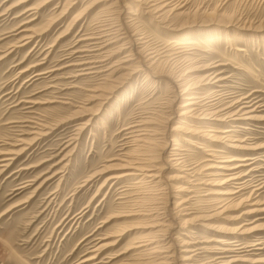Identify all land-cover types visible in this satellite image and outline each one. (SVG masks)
Masks as SVG:
<instances>
[{"label":"rangeland","instance_id":"obj_1","mask_svg":"<svg viewBox=\"0 0 264 264\" xmlns=\"http://www.w3.org/2000/svg\"><path fill=\"white\" fill-rule=\"evenodd\" d=\"M97 1L0 0V264L134 262L137 260L133 256L136 250L129 249V242L140 235V230L132 228L125 231L132 226L127 227L124 223L132 219L118 215L131 208L138 209L142 205L141 200L137 201L138 194H125L124 185L132 183L131 179L109 182L102 189L100 186L104 180L123 171L120 164H125L138 153L148 154L163 164L170 156L169 150L161 154L163 144H171V151L173 138H178L181 147L185 148L187 163L202 166L212 158L201 148L214 147L209 146L211 143L203 134H182V130L172 132V127L179 123L174 109L183 99L176 98V92L172 86L167 87L166 81L154 82L150 76L140 72L125 79L123 88L99 110L97 101L87 100L88 89L101 83L104 75L97 68L83 70L93 64L76 65L97 59V53L78 52L90 49L89 42L81 39L98 33L101 26L112 19L109 15L122 5L117 0H109L107 4ZM124 1L127 8L122 17L128 21L130 18L126 13L137 2ZM184 1L185 12L174 17L173 21L177 12L168 18L181 30L167 31L150 15L138 19L139 29L150 31L154 39L169 41L172 36L190 35L187 37L200 45L211 46L217 53H204L196 60L201 65L218 61L223 64L218 69L221 67L220 70H224L228 77L230 91L226 93L236 95L257 90L254 96L264 104V0ZM111 3L116 6L113 12L112 8L102 10ZM79 14L83 19L76 21ZM28 34L32 35L31 39H27ZM112 57L110 62L120 56ZM170 66L173 65L169 68L176 72L182 68ZM213 69L195 74L202 75ZM122 73L114 74L113 79ZM84 103L88 110H80L79 106ZM258 115L264 117V106ZM151 116L156 118L158 135L151 136L153 145L150 150L137 152L132 126ZM68 117L76 118L31 141L35 135L32 132L37 129L34 127L36 124L28 120L37 122L43 119L42 123L51 125ZM88 119V127L76 135L75 147L72 144L65 148L69 138L75 135L77 123ZM260 121L256 123L258 126L252 125V130L243 134L264 142V119ZM219 125L212 128L217 129ZM183 135L198 141L190 144ZM17 139L24 142L18 144ZM23 147H26L24 151L21 150ZM257 164L264 165V161ZM99 172L102 174L95 176ZM177 173L176 166L170 168L167 165L166 176ZM198 173L204 174V169ZM172 182L177 186L184 184L177 179ZM163 187L144 191L146 199L143 205H152L155 200L151 197L158 195ZM243 209L231 210L211 221L236 226L240 219L228 221L224 217H236ZM251 221L263 224L258 234L264 237V218L252 215ZM191 226L195 227L196 236L203 242L201 245L207 244L204 240L220 234L208 231L202 223ZM169 232L164 243L170 239ZM120 233L123 235L118 236ZM175 248L177 252L174 255L180 254L181 247L173 245L172 252ZM255 253L258 254L251 256L264 257V250ZM95 254L93 260H86ZM200 254V259L210 256L208 252ZM173 261L176 263L172 264H177V259Z\"/></svg>","mask_w":264,"mask_h":264},{"label":"bare ground","instance_id":"obj_2","mask_svg":"<svg viewBox=\"0 0 264 264\" xmlns=\"http://www.w3.org/2000/svg\"><path fill=\"white\" fill-rule=\"evenodd\" d=\"M99 1L107 4L109 0H98L97 2ZM116 2H121L122 5L115 13L109 15L114 21L110 18L107 24L102 25L100 30L98 29L99 31L97 30L98 33L81 39L89 42L90 49H82L78 52L97 53V59L76 65L93 64L83 70L97 68L98 72L104 75L101 83L88 89L90 94L87 100L97 101L99 110L119 89L123 88L125 79L144 72L154 79V82L166 81L167 87L172 86L173 91L176 92V98L183 99L176 110L174 109L179 123L172 127V132L182 130V134H203L211 143L209 146H214L201 147L212 158L202 166L199 164L194 166V163L186 162L185 148L181 147L179 139L173 138L174 143L171 151V144H163L161 154L168 150L170 152L168 154L170 156L165 159L163 164L158 163L148 154L139 155L138 153L126 160L125 164H120L123 171L113 173L104 180L100 188L109 182L116 183L121 178L131 179L132 183L124 185L126 186L125 194L133 196L138 194L137 201L141 200L142 203L139 208L137 207L138 209L131 208L118 215L122 218L132 219L124 223L127 227L132 226L125 228V231L132 228L140 230V235L129 242V249L136 250L133 256L137 260L128 264H172L176 259L177 264H264V257L251 256L258 254L255 253L258 250H264V237L258 234V230L263 229L261 227L263 224H255L258 218L251 221L252 215H260L261 218H264V165L257 164L259 161H264V142H260L259 139L257 141V137L244 135L252 130V125L258 126L256 123H261L260 120L264 119L258 115L264 104L260 99H257L258 96H254L257 90L246 93L238 92L236 95H232L231 92L227 94L226 92L230 91L227 83L228 77L224 75V70H220L221 67L218 69L223 64L218 61L201 65L196 60L198 57H203L204 53H217L216 49L200 45L198 41L187 37L190 35L172 36L169 41H163L151 37L150 31L142 32L139 29V25L136 23L140 21L138 19L141 16L150 15L154 22L162 24L167 31L181 30L182 28L175 22L170 23L168 18L177 12L172 18L173 21L174 17L185 12L186 3L184 4V0H135L137 4L134 3L135 6H132L131 10L126 13L130 18L128 21H124L125 19L122 17L124 9L127 8L126 2L124 0ZM114 6L115 3H111L102 10L112 8L111 12H113L116 7ZM82 16L79 14L75 18L76 21L82 20ZM31 38L32 35L28 34L27 39ZM116 54L120 57L110 62L112 56H117ZM169 65L182 68H179L177 73L174 69L171 70ZM173 66L170 67L173 68ZM209 68L214 69L202 75L195 74ZM119 72H123L122 75L113 79L114 74ZM175 100L173 99V101ZM169 102L170 100L167 103ZM79 108L88 110L85 103ZM72 118L58 119L51 125L42 123L43 119H39L37 122L32 119L28 120L36 124L34 127L37 129L32 132L35 135L30 140L34 142L64 122H70ZM155 119L151 116L132 126L134 141L138 146L136 150H133L137 152L142 150L143 152L152 148L153 139L151 136L158 135L159 130L155 127L157 124L154 122ZM89 120L77 123L75 135L71 136L68 142L65 141L67 143L65 148H69L70 145L77 142L76 135H80L88 127ZM215 124H220L219 128H212ZM212 131L215 133L210 134L209 132ZM243 132L245 133L243 134ZM182 137L190 144H195L198 141L194 138H186L184 135ZM16 141L18 144L24 142L22 139ZM25 149L26 147H23L21 150ZM167 165L170 168L176 166L178 173L166 176ZM201 168L204 169V174L198 173ZM100 174L102 172L95 176ZM174 179L182 180L184 184L177 186L172 182ZM157 186L166 188L163 187L157 193L158 195L153 194L151 198L155 201L152 202V205L144 206L143 200L146 199L144 191L156 190ZM134 200L136 201V199ZM243 207L244 209L238 216L224 217L228 221L240 219L241 222L236 226L211 221L218 215H226L231 210ZM197 222L202 223L208 231L220 234L204 240L207 244L201 245L200 243L203 242L199 241L195 227L191 226ZM175 229L177 231L173 232ZM181 230L185 231L181 233ZM167 232L171 233L170 239L164 243ZM121 235L123 233L118 234V236ZM180 235L186 237L181 238ZM173 245L181 247L179 248L180 254L174 255L177 251L175 248L172 252ZM202 252H208L210 256L206 255L200 259ZM95 257L96 254L86 260H93Z\"/></svg>","mask_w":264,"mask_h":264}]
</instances>
